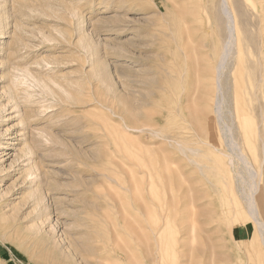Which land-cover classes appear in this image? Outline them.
<instances>
[{
    "label": "rangeland",
    "instance_id": "rangeland-1",
    "mask_svg": "<svg viewBox=\"0 0 264 264\" xmlns=\"http://www.w3.org/2000/svg\"><path fill=\"white\" fill-rule=\"evenodd\" d=\"M247 2L0 0V264H264V0Z\"/></svg>",
    "mask_w": 264,
    "mask_h": 264
},
{
    "label": "bare ground",
    "instance_id": "bare-ground-1",
    "mask_svg": "<svg viewBox=\"0 0 264 264\" xmlns=\"http://www.w3.org/2000/svg\"><path fill=\"white\" fill-rule=\"evenodd\" d=\"M245 1H247V0H245ZM248 2H251V0H248ZM247 2V3H248ZM254 7V6H253ZM257 8V7H256ZM228 16V15H227ZM264 20V19H263ZM264 23V22H263ZM261 24V23H260ZM230 26V25H229ZM263 26V25H262ZM229 29V28H228ZM263 29V28H262ZM230 31H231V36L230 37H232L233 38V42H232V45H233V43L235 42V39H236V44L238 45V43H237V41H238V38H239V34H238V31H237V28H236V24H235V21H234V27H231V29H230ZM236 35V36H235ZM242 37V36H241ZM228 39V38H227ZM231 39V38H230ZM230 39H228V40H230ZM231 41V40H230ZM229 42V41H228ZM226 43H227V41H226ZM229 44V43H228ZM227 44V45H228ZM231 45V44H230ZM230 45H228V46H226L225 45V49H224V52H223V54L221 55V62L219 61V65L217 64L216 65V76H215V84H216V87H215V95H214V102L217 100V98H216V96H217V92L219 91V88H220V85L221 84H219L220 83V81H219V79L218 78H220L219 76V74H218V76H217V72H219V71H221V69H223V64H224V62L226 61V59L227 58H229V55H230V52H231V48L229 49L228 47L230 46ZM231 45V46H232ZM234 46V45H233ZM250 49V48H249ZM233 50V49H232ZM252 51V50H251ZM253 52H251V54H252ZM257 56H258V59H262V60H259V65H261L262 66V71L260 70V81H259V83L261 84H263L264 83V42H263V44H262V47H261V49H260V51H259V53L257 54ZM209 58H210V56H209ZM254 58V57H253ZM199 59H200V57H199ZM251 60H253V59H251ZM245 61V60H244ZM241 63H243V61H242V56H241V51H239V65L241 64ZM195 64V63H194ZM245 66V65H244ZM196 67V66H195ZM201 68V67H200ZM202 69V68H201ZM243 69V68H242ZM203 70V69H202ZM240 73V72H239ZM206 76V75H205ZM205 79V78H204ZM243 80L240 78V80L238 81L237 79H236V81H235V84H236V89H235V94H236V97L239 95V97L241 98V96L243 95V96H245L246 98H248L250 95H252V96H255L256 95V93H255V90L258 88V86H256V85H254L253 83H251V76L248 78V80H247V83L248 84H244V82H242ZM240 82H242V84L243 85H241V87H239L240 86ZM260 87V86H259ZM238 88V89H237ZM259 89H261L262 90V87H260ZM209 90H208V86H206V87H204L203 88V90H202V93H201V99H205L206 97H207V95H208V92ZM172 92V91H171ZM251 93V94H250ZM223 94V93H222ZM221 94V95H222ZM172 95H174V94H172ZM216 99V100H215ZM237 99V98H236ZM189 100H190V98H189ZM210 100H211V97H210ZM245 101V100H244ZM248 101V100H247ZM218 103V102H217ZM215 104H216V102H215ZM219 104V103H218ZM250 105V104H249ZM220 106V105H219ZM245 106H246V104L244 105V104H239V107H238V105H237V107H238V110H239V112L241 113V117H238L239 119L241 118L242 120H243V123L245 124H243L244 125V130H245V133L244 132H242V134H244V136H245V140H246V143L249 145H251V143H252V141H254L253 140V138H254V134L255 133H257L256 131H255V129H254V133H253V128H252V126H253V123L254 122H252V120L251 119H249V117L247 116V114L245 113L247 110L245 109ZM250 107V106H249ZM194 108V107H193ZM247 108V107H246ZM190 109H191V107H190ZM190 109H188L189 110V112H190ZM237 109V108H236ZM249 109V108H248ZM199 109H197L196 111H198ZM200 110H202L201 108H200ZM199 110V111H200ZM216 110H218V109H216ZM193 112H194V110H192ZM236 112V111H235ZM202 113V112H201ZM236 113H238V111L236 112ZM245 114V115H244ZM238 115V114H237ZM244 115V116H243ZM204 116V115H203ZM237 117V116H236ZM205 118V117H204ZM208 118V117H207ZM237 118V119H238ZM238 119V120H239ZM264 119V118H263ZM262 119V120H263ZM194 121H195V123H196V125L197 124H199L200 123V120H199V113H197V114H195V116H194V119H193ZM241 120V121H242ZM255 124V123H254ZM262 124V123H261ZM201 126V125H200ZM253 127H255V128H257L256 126H253ZM251 128V129H250ZM241 129H242V126H241ZM243 131V130H242ZM205 133V132H204ZM209 133V132H208ZM206 134V133H205ZM204 134V135H205ZM256 136H257V134H256ZM256 136H255V138H256ZM209 137V136H208ZM260 137V136H259ZM244 138V137H243ZM257 139V138H256ZM209 141V140H208ZM257 141V140H256ZM255 141V142H256ZM257 143V142H256ZM248 145H246V147L248 146ZM249 145V146H250ZM253 145H254V143H253ZM253 145H251L250 146V149H252L251 147L253 146ZM255 147V146H254ZM4 148H6V147H4ZM4 148H2V149H4ZM257 148V147H256ZM258 150V149H257ZM243 151H244V149H243ZM245 152V151H244ZM258 153V152H257ZM249 155V154H248ZM257 156H259L258 154H256ZM256 156V158H258ZM250 158V157H249ZM254 159H255V157H254ZM253 159V160H254ZM29 160V162H33V160L32 159H28ZM219 160H221V159H219ZM256 161L258 160V159H255ZM255 162V161H254ZM218 163V162H217ZM223 163V162H222ZM219 165V164H218ZM217 165V166H218ZM221 165V164H220ZM223 172V171H222ZM32 183H34V182H32ZM230 183V182H229ZM228 184V183H227ZM231 184V183H230ZM232 185V184H231ZM222 188V187H221ZM226 188V189H225ZM224 188V191L225 190H227V187H225ZM229 190H232V189H230L229 188ZM233 191V190H232ZM235 191V190H234ZM227 192V191H226ZM194 200H195V198H194ZM192 201V200H191ZM193 202V201H192ZM249 207H250V211L252 212V215L253 214H257V210L255 209V207H253L251 204L249 205ZM259 208V207H258ZM227 209V208H226ZM258 210H260L261 211V208H259ZM236 211V210H235ZM259 211V212H260ZM224 213V212H223ZM237 213V212H236ZM222 214V213H221ZM260 215V214H259ZM222 217H223V215H222ZM249 218L248 219H245V222H247V221H249V219H251L252 218V216L249 214V216H248ZM195 218V217H194ZM211 218V217H210ZM219 218V217H218ZM217 218V219H218ZM239 219V218H238ZM243 219V218H242ZM240 220V219H239ZM212 221V220H211ZM224 221V220H223ZM241 222V221H240ZM217 223V222H216Z\"/></svg>",
    "mask_w": 264,
    "mask_h": 264
}]
</instances>
